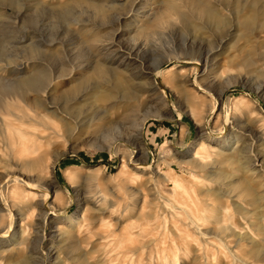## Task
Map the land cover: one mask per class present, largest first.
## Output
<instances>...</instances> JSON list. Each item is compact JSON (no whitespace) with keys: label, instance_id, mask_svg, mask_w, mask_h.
<instances>
[{"label":"rangeland","instance_id":"1","mask_svg":"<svg viewBox=\"0 0 264 264\" xmlns=\"http://www.w3.org/2000/svg\"><path fill=\"white\" fill-rule=\"evenodd\" d=\"M64 1L0 0L2 82L35 74V68L58 78L52 97L43 98H49V109L61 116L65 97L60 92L100 61L125 77L113 96L124 95L128 101L120 107L118 130L108 140L102 138V130L89 136L87 129L65 141L60 122L43 120L59 134L44 147L48 159L40 172L49 192L44 199L48 209L33 206L26 211L22 255L38 258H29L28 264H47L50 251L62 264H69L66 255L80 252L92 254L89 264H264V216L258 218L264 214V90L257 89L264 84V71L247 73L243 66L225 62L228 55L239 53L237 48H250L252 35L242 30L231 46L232 29L220 41L209 20L204 21V32L200 30L202 40L193 22L138 31L143 21L135 24L132 15L137 9L145 11L149 0L109 9L104 20L84 5L64 8ZM97 1L118 5L129 0ZM208 1L223 15L234 9L228 5L225 10L223 0ZM86 18L105 23L96 30L76 26ZM208 50L213 53L207 55ZM227 79L231 84L226 85ZM11 100L6 103L17 104ZM221 150L237 155L222 163L213 154ZM195 151L199 159L191 158ZM10 155L14 153H1L0 181L11 175ZM239 165L243 171L236 170ZM231 177L247 181L229 188ZM243 187L252 191L250 196ZM30 191L36 189L5 182L0 200L3 194L17 209ZM39 195L35 203L42 200ZM254 195L262 199L249 205ZM189 212L209 234H200ZM212 212L220 213L214 222ZM41 214L48 220L42 238L37 232ZM72 214L76 228L66 239V217ZM20 223V218L14 219V228L20 229ZM236 235L243 238L238 244ZM84 237L88 241L79 245ZM5 238L0 234V264H6L8 256L16 257L14 251H4L10 249L3 245ZM69 242L77 249L69 251ZM257 248L258 255L252 251Z\"/></svg>","mask_w":264,"mask_h":264},{"label":"bare ground","instance_id":"2","mask_svg":"<svg viewBox=\"0 0 264 264\" xmlns=\"http://www.w3.org/2000/svg\"><path fill=\"white\" fill-rule=\"evenodd\" d=\"M149 1L150 3L149 5H147L148 7L145 9V11L141 12L139 9H137L136 12L132 15L135 24L140 19L143 21V26L140 28L138 27V31H151L155 29L158 30L163 29L165 28V26L171 24L183 25L185 22L190 25V23L193 22L195 23V26L193 27L196 30V33L199 34L198 37L200 38V40H202L203 36H201L200 30H202V33L204 32V21L209 20L211 21L213 30H218L217 32L220 33V41H223L226 31L232 29V36L230 39V43L232 46L239 39L240 32L244 30L246 31L245 34L252 35L253 45L247 50L237 48L240 50L239 53L236 52V54L228 55L227 57H225V62L228 64V66L234 68L243 66L246 69L247 73H262V71H264V36L262 35L264 33V0H223L221 4L223 5V7H225V10H229L227 9L228 5L234 6L233 11H228L229 14L227 13V15H223L222 12L208 0ZM132 4L133 0L126 1L118 5L111 3L105 4L104 2L97 0H67L64 1L61 6L66 8L68 6L84 5L88 8H92L94 10V14L96 13L100 17V19L104 20L105 12L107 10L123 9L126 6H131ZM154 6L156 7L155 9ZM129 11L133 10L130 9ZM149 11L152 12L150 13ZM232 19H234V25H232ZM104 23L105 22L101 21L100 24H95L87 18L80 19L75 22L76 26L82 27L80 29H83L87 26H90L91 29H98ZM88 31L92 32V30L90 29H88ZM88 33L89 32H86L85 34ZM243 34L242 36H245ZM99 40H101L100 37ZM209 50L206 52L207 55L208 52L211 54L213 53ZM34 73L35 74L19 76L16 80L10 82H2L3 79L0 77V156L2 151L6 150L8 152H13L14 155H16V157L14 155H10L11 157L9 158L10 161L8 166L11 167V175L7 178L5 177L2 181H0V193H2L3 183L9 181H12L15 188L19 186L23 189H36V192L30 191L26 195V197L23 198V200L21 201L22 203L18 206L17 209H12L11 205H8L5 201L3 194L1 196L2 199L0 200V222H2L5 214L7 217L4 226L0 230V234H4L6 236L3 245L10 246L9 250L4 251H14L16 254V257L13 258L14 260H9L8 256V260L5 259L6 264H28V259L31 257L33 259H38L37 256L34 257L31 253H29V255L27 254L28 256L22 255L23 246L26 243V239L24 238V227L27 226L26 211H32V209H34L35 207L39 208L40 211L43 208L48 209V206L46 205L47 200L45 201L44 199H47L49 197V192L40 172L44 168L45 162L48 159L47 155L45 154L46 149H44V147L52 145L53 140L59 134L57 130H54L52 127L47 125L43 120L52 119L54 121L60 122L61 126L63 127L61 136H63L65 141L68 138L73 137L74 134L76 135L83 133L84 130L86 131L87 129L90 130L88 133L89 136L93 134L95 129L102 130V138L104 140H108L110 136L114 134V130H118V126L115 123L116 119L120 116V107H122V105H124L128 101L124 95L117 97L118 99H115L113 96L115 89H119L124 86V82L127 81L125 77H120L118 74H115L102 62L95 61V63L86 70V74H84L80 79H77L72 86L67 89H63L60 92V94L64 95L65 100L61 108V116H59L56 112V109H49V98H43L44 95L51 96L56 90V83L54 82L55 78H51L49 75L45 74L38 68L34 69ZM56 80H58V78ZM89 82V87L84 86ZM229 84H231V82L227 79L226 85ZM257 89L264 90V84L260 83ZM51 97L50 100L54 99V97ZM7 98L12 100L14 98L13 102L17 104H7ZM52 103L53 102L51 101L50 104ZM142 122L143 119L140 122L139 129L142 126ZM115 137H117V135ZM224 152V150H221L217 153H212L219 156L220 162L222 163L224 161H232V159H234L235 152L237 155V151L234 150L227 153ZM190 156L193 159H199L201 157L198 151L193 152V154L191 153ZM124 164L125 163L123 161L121 168L124 167ZM192 164H196V160L192 161ZM241 166L242 165H239L236 170L243 171L244 166ZM200 167L202 168L201 165ZM245 171L249 172L248 176L251 175V170L246 169ZM221 176L222 175H219L218 178ZM248 176L246 178H248L249 180ZM244 178H229V181L227 180L229 188L230 186L240 187L242 185V179ZM246 181L247 179L245 180V182ZM43 187H45V189H43ZM210 191L209 193H211ZM242 191L249 196L252 193L251 190L248 191L245 187H243ZM37 194H40L39 196H43V198L39 202L35 203L34 198ZM205 194L208 195L207 191ZM251 197L252 198H250L249 205H254L262 199L257 195ZM33 206L34 208H32ZM238 207L240 208V206H237V209ZM204 208L205 205L203 209ZM208 209L210 210V208ZM201 211H203L202 208ZM206 212H208V210ZM190 214L191 217H189V219L197 224L200 234L204 236L209 234L210 231L208 230H200L199 219H195V216L192 212ZM219 214L218 212H212V217L210 216L211 221L214 222L215 219H218ZM42 215L43 214H41L39 219L40 228L37 231L39 237L41 238L43 237V225L48 221L45 216ZM258 215L259 219L264 216V214L262 215L261 213H259ZM16 218H20V229L14 228L13 222ZM66 218L68 219L69 224L67 225V229H64L65 238L71 239L73 237L72 232H74V221L76 219V216L72 214ZM208 221L210 222V219ZM259 227H261V225H259ZM257 231H259L258 228ZM235 237H237V244L243 239L241 235H236ZM85 239L86 238L84 237V240L78 241V244L80 245L81 242L82 245L83 243L86 244L88 240L84 242ZM69 243V251L77 249V246L74 243ZM252 251L254 252V254L258 255L260 250L257 248ZM53 255L54 254L51 253V251L48 253L49 262H47V264H62V261H60L61 259H59L58 255ZM90 256H92L90 252H80L74 255H66L65 260L68 261L69 264H89ZM0 258H2V255H0Z\"/></svg>","mask_w":264,"mask_h":264}]
</instances>
